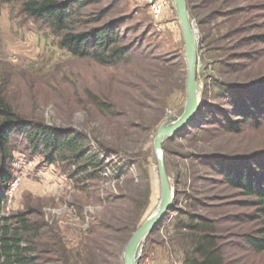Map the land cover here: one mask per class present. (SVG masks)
<instances>
[{
	"label": "rangeland",
	"instance_id": "rangeland-1",
	"mask_svg": "<svg viewBox=\"0 0 264 264\" xmlns=\"http://www.w3.org/2000/svg\"><path fill=\"white\" fill-rule=\"evenodd\" d=\"M90 1L84 27L123 21L120 33L139 59L109 67L74 57L16 5L0 7V91L10 107L27 120L81 131L131 167L124 177L107 171L76 185L60 167L16 152L12 176L19 184L3 214L23 213L40 226L32 264H124L126 244L161 198L153 140L161 123L185 108L188 69L174 0L161 21L139 0ZM186 6L198 33L199 107L207 105L205 121H211V109L223 104L215 98L222 86L264 79V0H186ZM197 119L163 145L173 205L147 237L139 264L188 263L192 234L182 227L188 215L212 227L223 264H264V253L243 240L256 236L264 213L250 204L252 197L211 176L200 159L264 152V124L225 134Z\"/></svg>",
	"mask_w": 264,
	"mask_h": 264
},
{
	"label": "trees",
	"instance_id": "trees-1",
	"mask_svg": "<svg viewBox=\"0 0 264 264\" xmlns=\"http://www.w3.org/2000/svg\"><path fill=\"white\" fill-rule=\"evenodd\" d=\"M90 3V0H0V7L16 5L21 17L49 28L59 38L61 49L74 57L90 58L100 66L109 67L139 59L134 44H126V36L120 33L123 21H108L99 28L84 27L81 19ZM215 98L217 103L223 104L211 109V121H205L207 105L202 103L190 126L202 117L203 122L216 125L225 134H238L244 128L258 129L264 124V79L254 85L222 86ZM94 104L98 110H106L105 104L96 100ZM16 152L40 156L47 165L60 167L62 174L76 185L102 178L107 171L114 178L124 177L131 171L130 165L118 158L117 150L107 148L81 131L23 118L0 91V264H32L33 243L40 236V226L31 224L25 214H3ZM114 159H118L117 164ZM200 159L211 176L216 175L230 188L252 197L250 204L264 213V152L201 156ZM148 198L149 192L145 203ZM188 218V223L182 227L191 231L189 241L193 251L186 264H223L215 239L208 232L213 230L209 223L198 221V216L188 215ZM243 240L251 250L264 253V225L256 236H246Z\"/></svg>",
	"mask_w": 264,
	"mask_h": 264
},
{
	"label": "water",
	"instance_id": "water-1",
	"mask_svg": "<svg viewBox=\"0 0 264 264\" xmlns=\"http://www.w3.org/2000/svg\"><path fill=\"white\" fill-rule=\"evenodd\" d=\"M174 3L179 18L181 34H183L186 51V66L188 69L185 86V108L180 116L172 117L163 121L153 140L154 153L158 165L157 172L161 198L152 215L139 225L126 244L124 249V264H139L142 257V249L147 237L172 208L174 196H172L170 181L167 177L163 145L165 141L172 139L180 130L191 124V121L194 119L199 108L201 92L196 81V45L198 43V33L190 22L186 0H174Z\"/></svg>",
	"mask_w": 264,
	"mask_h": 264
},
{
	"label": "built area",
	"instance_id": "built-area-1",
	"mask_svg": "<svg viewBox=\"0 0 264 264\" xmlns=\"http://www.w3.org/2000/svg\"><path fill=\"white\" fill-rule=\"evenodd\" d=\"M144 4L149 11L150 16H152L154 21H161L164 18L166 11L168 10L170 0H139ZM18 179L12 178L8 184V188L5 193L6 200L11 198L17 188H18Z\"/></svg>",
	"mask_w": 264,
	"mask_h": 264
}]
</instances>
